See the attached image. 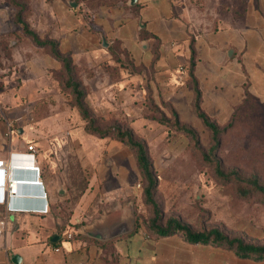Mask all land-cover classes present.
<instances>
[{
  "label": "crops",
  "instance_id": "crops-1",
  "mask_svg": "<svg viewBox=\"0 0 264 264\" xmlns=\"http://www.w3.org/2000/svg\"><path fill=\"white\" fill-rule=\"evenodd\" d=\"M69 1L52 0L56 15L50 16L48 36L35 31L42 39L56 40L63 54L71 53L74 64L83 59L98 66L94 91L87 96L97 114L112 109L118 116L128 115L132 112L128 107L134 104V117L150 119L146 114L153 103L163 99L180 116L184 105L197 116L190 75L192 47L201 105L213 120L230 121L248 95L264 104V0H136L134 4L126 0L130 6L126 18L99 13L93 27L84 19L59 18V9ZM2 4L0 0V159L39 166L41 184L20 189L37 196L21 194L12 204L48 205L49 210L8 211L0 204V216L6 217L0 231V264L185 262L171 255L161 238L139 233L134 238L131 231L99 240L84 233L96 222L128 215L131 206L134 211V180L116 181L101 168L105 160L92 159V133L65 87L62 61L27 34L5 29ZM103 36L109 47L102 45ZM122 57L129 62H119ZM16 122L15 130L20 127L23 132H14ZM26 132L31 136L28 140L23 138ZM64 134L66 139L59 137ZM29 143L34 145V155ZM104 151L106 147L94 153ZM11 175L32 173L15 170ZM44 192L46 196L38 195ZM93 202L96 208L89 216L85 211ZM67 232L74 236L67 238ZM15 254L19 262L13 260ZM231 260L232 264H264V259L237 254ZM209 264H218V259Z\"/></svg>",
  "mask_w": 264,
  "mask_h": 264
},
{
  "label": "rangeland",
  "instance_id": "rangeland-1",
  "mask_svg": "<svg viewBox=\"0 0 264 264\" xmlns=\"http://www.w3.org/2000/svg\"><path fill=\"white\" fill-rule=\"evenodd\" d=\"M70 1L76 5H71ZM70 1L68 6L59 9V18L68 22L84 19L93 27L95 15L99 13L104 17L120 15L122 19L129 14L127 10L130 6L126 0ZM2 8L5 29L23 32L16 18L21 13L32 29L43 36L50 34V16L56 11L52 0H3ZM76 47L80 49L79 45ZM119 62L124 64L129 61L122 57ZM102 63L106 64V61ZM97 69L98 66H90L80 59L74 64L73 74L86 92L85 103L96 117L98 126L112 128L121 125L131 128L135 138L147 143L158 177L156 198L164 216L162 223L169 216H174L188 223L194 231L219 228L230 238L241 237L246 241L264 243V196L258 192L242 195L238 191V183L220 178L215 172L220 162L226 171L236 169L245 176L257 175L264 184V104L250 97L236 107L232 120H215L222 132L221 143L214 157L209 154L213 144L211 130L198 116L189 114L186 105L181 106V116L189 122L182 120L178 110L163 99L153 103L152 111L146 114L150 119L134 117V104L128 107L132 111L128 115L118 116L112 109L97 114V110L94 111L87 102L88 92L94 91L92 85L94 77L99 74ZM84 81L86 86H83ZM91 100L95 102L96 98L92 96ZM173 111L181 124L187 123L197 131L198 143L191 135L177 129ZM18 126L19 122H16L14 127ZM13 129L16 132L17 129ZM59 137L66 139L68 136L64 134ZM23 138L28 140L31 136L26 132ZM90 145L92 159L106 161L101 168L108 171L107 174L114 176L116 181L120 177L134 180V238L139 233L144 237L167 241L165 243L170 254L185 259V262L178 264H209L214 258L218 259V264H232L235 250L225 244L190 243L181 232L160 236L149 228L152 210L144 201L143 188L146 183L138 167L136 151L120 140L115 132L103 137L92 133ZM104 147L106 151L95 155L94 151ZM95 208L96 202H93L85 213L90 216Z\"/></svg>",
  "mask_w": 264,
  "mask_h": 264
},
{
  "label": "trees",
  "instance_id": "trees-1",
  "mask_svg": "<svg viewBox=\"0 0 264 264\" xmlns=\"http://www.w3.org/2000/svg\"><path fill=\"white\" fill-rule=\"evenodd\" d=\"M16 18L18 23L22 26L23 32L30 36L36 45L49 47L54 57L62 61L66 74L65 87L73 94L74 105L78 109L82 118L85 120L87 129L92 133L100 134L102 137L107 136L111 132H115L116 136L120 140L125 141L126 144L136 151L138 167L142 174V178L146 183L143 188L144 201L151 207L152 210V216L149 219V228L151 230H153L158 235H168L175 232H181L185 238L192 243L215 242L217 244H225L229 248L234 249L236 254L242 258H253L255 260L264 259V243L261 244L246 241L241 237L230 238L219 228H212L208 231H194L188 223L184 222L181 218L174 216H169L163 224L162 220L164 216L160 204L156 198L158 177L155 173L147 143L144 140L135 138L134 131L131 128H124L121 125H116L112 128H101L98 126L96 117L91 113L90 109L85 103L86 92L81 86V83L74 77V63L71 53L63 54L59 50V44L56 40H51L48 38L42 39L39 34L30 27L29 23L23 19L21 13H19ZM194 55L195 51L192 47L190 75L195 90L194 109L197 116L203 121L204 125L212 132L213 144L210 147L209 154L216 157L217 149L221 143L220 134L222 129L219 127L217 122L213 120L202 108V92L200 90L198 80L194 75ZM250 97L252 96L248 95L244 102ZM173 114L176 118L177 129L188 133L192 136L196 143H198L199 137L197 131L187 123L181 124L175 111H173ZM231 123L232 121L230 124ZM12 128L16 127L13 125ZM215 172L220 178L238 183V191L242 195H249L252 192H258L264 196V184L257 175L245 176L236 169L226 171L220 162L217 163Z\"/></svg>",
  "mask_w": 264,
  "mask_h": 264
},
{
  "label": "built area",
  "instance_id": "built-area-1",
  "mask_svg": "<svg viewBox=\"0 0 264 264\" xmlns=\"http://www.w3.org/2000/svg\"><path fill=\"white\" fill-rule=\"evenodd\" d=\"M28 149L32 151V155H34V145L32 143L28 144ZM29 171L32 175H27L24 177H13L11 174L13 171ZM40 173L39 166L34 165L33 163H15L10 162L7 163L5 159H0V204H5L7 206L8 211H17V210H35L38 212H47L49 210L47 207H21L12 204V199L21 194H27L29 196H37L36 193L30 191L21 193L20 189L22 187H33L41 184V180L37 178V175ZM43 197L46 196V193H39ZM25 196V195H24ZM6 218V217H5ZM5 218L0 216V231L4 227ZM67 238H72L73 232L66 233ZM59 250V248H57Z\"/></svg>",
  "mask_w": 264,
  "mask_h": 264
},
{
  "label": "water",
  "instance_id": "water-1",
  "mask_svg": "<svg viewBox=\"0 0 264 264\" xmlns=\"http://www.w3.org/2000/svg\"><path fill=\"white\" fill-rule=\"evenodd\" d=\"M136 0H130V4H134ZM71 5H76L75 2L70 1ZM109 42L106 37H102V45L108 46ZM18 132H23L22 128L17 129ZM30 192V190H29ZM134 230V211L133 206L130 208V213L125 216H114L104 219L102 221L96 222L83 229L84 233L88 236L99 240H109L117 236L129 233ZM57 237L54 238L56 240ZM13 260L16 262L20 261V256L15 254Z\"/></svg>",
  "mask_w": 264,
  "mask_h": 264
}]
</instances>
